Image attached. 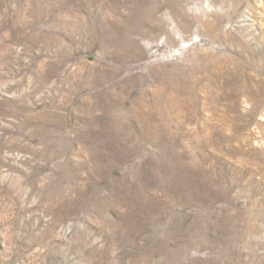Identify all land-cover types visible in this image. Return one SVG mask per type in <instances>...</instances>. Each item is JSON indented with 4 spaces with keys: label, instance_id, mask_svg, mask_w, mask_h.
<instances>
[{
    "label": "rangeland",
    "instance_id": "rangeland-1",
    "mask_svg": "<svg viewBox=\"0 0 264 264\" xmlns=\"http://www.w3.org/2000/svg\"><path fill=\"white\" fill-rule=\"evenodd\" d=\"M0 264H264V0H0Z\"/></svg>",
    "mask_w": 264,
    "mask_h": 264
}]
</instances>
